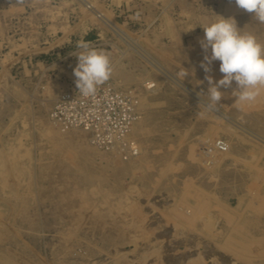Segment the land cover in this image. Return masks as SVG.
<instances>
[{
  "label": "rangeland",
  "instance_id": "1",
  "mask_svg": "<svg viewBox=\"0 0 264 264\" xmlns=\"http://www.w3.org/2000/svg\"><path fill=\"white\" fill-rule=\"evenodd\" d=\"M218 16L264 43L234 0H0V264H264V91L204 107ZM81 41L111 57L104 98L137 101L114 146L120 105L53 116Z\"/></svg>",
  "mask_w": 264,
  "mask_h": 264
},
{
  "label": "clouds",
  "instance_id": "2",
  "mask_svg": "<svg viewBox=\"0 0 264 264\" xmlns=\"http://www.w3.org/2000/svg\"><path fill=\"white\" fill-rule=\"evenodd\" d=\"M235 4L264 24V0H234ZM202 25L204 38L200 41L204 51L201 67L206 73L211 71L210 65L219 61V71L222 78L214 81L213 77H205L209 84L206 95L208 103L204 107L208 111H216L224 95L220 88H235L232 96L235 103L244 105L254 103L264 91V43L256 35L244 32L236 25L234 18H223ZM77 47L80 49L75 55L77 66L73 69L76 77L75 84L83 96H92L98 86L103 85L113 75L114 68L110 55L102 50L92 47L89 43L81 41ZM189 72L183 69L180 76L186 77Z\"/></svg>",
  "mask_w": 264,
  "mask_h": 264
},
{
  "label": "built area",
  "instance_id": "3",
  "mask_svg": "<svg viewBox=\"0 0 264 264\" xmlns=\"http://www.w3.org/2000/svg\"><path fill=\"white\" fill-rule=\"evenodd\" d=\"M73 90L67 94H65L62 99L59 101V103L55 106L53 116L56 120L60 121V123L69 124V126H80L82 124L86 125L87 121L84 119L90 117H96L99 116L97 113L89 112V113H82L79 112L80 108L82 106H89V103L92 102V108L97 109L101 107V105L106 104L108 108L110 107H116L118 105L121 106L120 112L122 113L121 116L123 119L126 120V123L124 125L122 124L117 133L115 134L113 138L112 145L116 142H122L125 140V138H128L130 128H131V121L135 119V112L134 108L137 101H134L130 98H126L125 106L121 105V101L118 98L117 94H113L110 98H104V95L101 94L99 91V88L103 85L98 86L96 93L92 96H83L79 93L78 88L76 87V84L74 82L73 84ZM127 105V106H126ZM106 110V108H105ZM87 111V110H85ZM84 112V111H83ZM109 115V111H105V113ZM117 112V111H116ZM115 112V113H116ZM116 144V143H115ZM133 152L137 151V148L135 144H131ZM114 146V145H113Z\"/></svg>",
  "mask_w": 264,
  "mask_h": 264
},
{
  "label": "bare ground",
  "instance_id": "4",
  "mask_svg": "<svg viewBox=\"0 0 264 264\" xmlns=\"http://www.w3.org/2000/svg\"><path fill=\"white\" fill-rule=\"evenodd\" d=\"M90 7H91V5H90ZM98 16V15H97ZM68 126V125H67ZM57 134V133H56ZM87 146V145H86ZM138 147V146H137ZM139 148V147H138Z\"/></svg>",
  "mask_w": 264,
  "mask_h": 264
}]
</instances>
